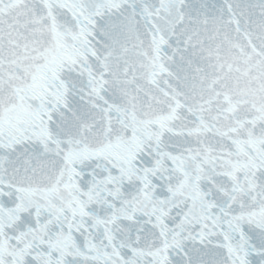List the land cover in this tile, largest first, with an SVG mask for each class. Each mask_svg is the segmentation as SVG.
<instances>
[{
  "label": "snow or ice",
  "instance_id": "snow-or-ice-1",
  "mask_svg": "<svg viewBox=\"0 0 264 264\" xmlns=\"http://www.w3.org/2000/svg\"><path fill=\"white\" fill-rule=\"evenodd\" d=\"M0 264H264V0H0Z\"/></svg>",
  "mask_w": 264,
  "mask_h": 264
}]
</instances>
